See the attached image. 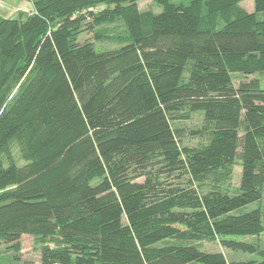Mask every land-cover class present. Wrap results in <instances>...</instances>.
<instances>
[{"label":"trees","instance_id":"1","mask_svg":"<svg viewBox=\"0 0 264 264\" xmlns=\"http://www.w3.org/2000/svg\"><path fill=\"white\" fill-rule=\"evenodd\" d=\"M242 1L154 0L163 11L147 19L137 0H32L29 15L0 17V246L41 237L40 264H232L201 248L219 240L264 264L236 239L264 230L260 209L242 211L263 198L264 88L232 78L264 72V0L252 15ZM204 7L226 25H206ZM117 19L129 44L78 42ZM185 110L209 124L201 148L173 130Z\"/></svg>","mask_w":264,"mask_h":264},{"label":"rangeland","instance_id":"2","mask_svg":"<svg viewBox=\"0 0 264 264\" xmlns=\"http://www.w3.org/2000/svg\"><path fill=\"white\" fill-rule=\"evenodd\" d=\"M193 0H172L173 4L176 5H188ZM142 14L149 19L152 15H157L163 11V8L156 4L154 0H137ZM104 7V6H103ZM103 7H99L102 9ZM238 10L245 13V15H252L255 11L254 0H243L239 3ZM33 11V4L29 1L24 0H0V17L8 19H19V13L22 12L25 15H29ZM237 11H232L231 20L236 19ZM259 21H264V12L259 14ZM226 19L219 14H209L207 7L203 9V22L206 25H215L218 29L223 28L226 25ZM87 21V23H89ZM91 41L95 44V49L97 52H105L119 49L130 43V38L128 35L127 28L122 19H117L111 23L102 24L91 30L81 32L78 35V42L84 43ZM233 83L237 87L242 81H249L252 79H257L260 81L262 87L264 88V72H259L254 75L245 76L242 74H233ZM18 88V87H17ZM17 88L12 91L9 95L6 103L12 100L15 95ZM4 98L0 95V106L3 105ZM177 120L172 122L173 130L175 131L180 143L186 148H201L207 144L209 124L205 121L202 113H191L189 110H185L181 113H177ZM19 146H14V154L17 162L22 165L24 161L21 160V154L19 153ZM1 161V160H0ZM3 163L6 164L4 160ZM234 173L231 181L223 184L222 189L227 191L229 194L234 195L238 192L240 183V173H241V156H237L235 160ZM155 171L154 174H156ZM181 171L175 172L171 175V181L175 183L184 184L183 181L178 180L177 176L181 175ZM159 180L169 179L166 175L159 177ZM145 178H141L140 181H144ZM211 179H209L210 181ZM170 181V180H169ZM206 182L202 187L204 188L202 192L211 184ZM255 209H260L262 211V224L264 227V187H263V198L260 202H256L243 208L242 211H252ZM237 240H242L245 242L253 243L259 246L260 249H264V230L259 234L247 235ZM22 252L13 253L12 250L7 249L5 246H0V264H40L39 250L42 246L41 237L24 235L21 238ZM201 248L205 252H219L222 253L228 263L232 264H246L249 261H256L261 259L256 254H249L240 251H234L223 247L219 240L217 241H203Z\"/></svg>","mask_w":264,"mask_h":264},{"label":"built area","instance_id":"3","mask_svg":"<svg viewBox=\"0 0 264 264\" xmlns=\"http://www.w3.org/2000/svg\"><path fill=\"white\" fill-rule=\"evenodd\" d=\"M24 1H29V2H32V0H24Z\"/></svg>","mask_w":264,"mask_h":264},{"label":"crops","instance_id":"4","mask_svg":"<svg viewBox=\"0 0 264 264\" xmlns=\"http://www.w3.org/2000/svg\"><path fill=\"white\" fill-rule=\"evenodd\" d=\"M19 13V12H18Z\"/></svg>","mask_w":264,"mask_h":264}]
</instances>
